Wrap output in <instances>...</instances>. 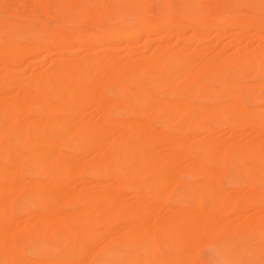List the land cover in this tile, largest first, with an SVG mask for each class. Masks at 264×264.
<instances>
[{
    "label": "rangeland",
    "instance_id": "1",
    "mask_svg": "<svg viewBox=\"0 0 264 264\" xmlns=\"http://www.w3.org/2000/svg\"><path fill=\"white\" fill-rule=\"evenodd\" d=\"M198 1L200 3V6H201V8H200L201 12L198 11L196 13V22L193 24L191 22L189 23V21L187 20L190 18V14L192 12L191 4L188 0H93V6L95 7L96 10L93 7L92 8L93 11L90 10L86 13V16L84 18L85 20L80 25L82 34L79 37L69 35L68 38H66V40L54 42L53 41L54 34H56L58 32L59 26H64V28H65L64 30L66 31V30H70L77 23V19H78L77 18L78 17L77 9L79 7H81V5H80L81 0H66L65 4H57L58 0H54L55 6L53 4H48L47 0H0V42L1 43H4L2 41H8V40L16 39V38L22 39L23 37H25L29 33V31L32 28L37 27V26H42L45 24L47 25V27L43 28L36 35V39L39 41L40 45L43 46V49L41 51H40V49L36 50L35 48L34 49L31 48L30 52L26 53V55H24L23 58H21L19 61L15 62V63L5 64L2 60V58H0V81H2L8 75L9 76L11 75V77H10L11 80L8 81V83L10 82V84H9V86L7 85L8 88L6 87L4 92L3 91L0 92V94H2V98H3V99L1 98L2 106L8 105V103L10 104V102L18 94H22V93H26V92L32 93L29 91H32V89L35 90V88L38 85H40V83L42 84V81L48 76L47 74L50 73V71L47 70L48 69L47 67H48V64L51 63V61H50L51 59H52V61H53V58L59 59V60H64V59L69 57L70 59H69L68 63H70V65L69 64L68 65L71 67V70H70L71 73L69 72V74H66L67 77L62 76L63 77L62 80L65 79L63 81L59 78V77H61V75L57 77L60 80L61 84H64L65 81L66 82L69 81V83L73 84L72 85L73 88L76 87L74 85L84 87V86H87L88 84H89V86L93 83L99 84V85L96 84L97 87L96 86L93 87L91 85V88L93 87L92 89H94L93 91L95 92V94H99V96H100V98L98 97L99 102L96 101V103H95L94 101H92L90 99L91 101L87 100V101H89V104H87L88 103L87 101L85 102L86 105L85 104L81 105V104L75 103V102L72 104V106L77 108L79 111L78 112L79 115L77 116L78 122H79V120H81V122H83V120H86L87 118H90V117L92 120H94L95 117L97 119H101V120H97L95 118L97 120V122H100V123H102L103 119H105V118L107 119L110 117L109 119L112 120L117 116L120 117L122 120H126L129 118L128 116H131V114H137V110L138 111L141 110L142 112L145 113L146 124H147L148 129L150 130L151 134H154V135H152V142H151L152 146H150L149 151L152 152L154 154V156L158 157V161L149 164V165L153 166L152 168H151V166L148 165L149 168L147 167V171L148 170H150V171H148L147 173H145L142 176H139L136 179L137 182H139V181L141 182V185H142V183L143 184L145 183L144 184L145 186L143 187L144 191H142V193H141V191H139V189L134 190V189L127 187L128 185H126V186L120 185L117 188H114V192L116 191L115 193H117V194H119V193L121 195L123 194L122 197H124V198H122L121 201H124L123 202L124 205H121V210H117V211H119V212L116 211L117 214H116V212H114V213L112 212V214H115L113 216H112V214H110L111 213L110 211H112V210H109V209H111L109 207L106 208V210L109 212H107L105 209H104V211H106V212H104L103 210L98 208V210L99 209L101 210V211L99 210L101 213L103 212V214H101V215L99 214L100 212L98 210L94 211L97 209V207L101 203H103L104 200L103 199L101 200L100 196L95 198V200H94V198H90V197H92V195H91L92 191L94 192L96 190L94 193H96V192L100 193V191H101V194H103V193H109L112 190V184H111L112 179H111V177H107V176L102 177L103 174H100V177L98 178V180L93 181L94 183L91 182L92 181L91 180V172L96 170V162L98 163V162L104 161L106 158L109 157L108 155H106V153L110 154V152L112 151V149L114 147V142L116 141V139H118L117 137H119L120 131L115 128L116 124H114L113 122H112L113 125L109 123L108 124L109 126L106 125L105 126L106 129H103L105 131V133L102 134L104 132L103 130H102L103 132L101 131L102 133H100L101 137L103 136L102 141L99 139V141H101V143L98 142V144L96 143L97 145L95 143H93V145H91L90 149L88 148L89 150L87 149L86 152L84 151L85 154L83 152L79 153V155L80 154L81 155L80 156L78 155V156L80 159H82L79 161H81L80 163L83 165V167H82V165L80 164L81 168H79V171H80L78 173L79 175L77 174L76 175L77 177L72 176L73 178H71L69 181L67 180L65 182L66 184H64L65 186L63 185L65 187L64 190L66 191L64 193H66V194L71 193V191L74 192L75 189H81V188L83 189L84 184L87 185V188H85V190L81 189L82 191L81 190L75 191L76 192V194H74V197L76 196L74 199L75 205L74 204L71 205L67 198H66L67 201H65L63 199L65 204L63 203V200H61V202H59V200H58V202H57V197L54 195V197L56 198L55 199L56 202L54 201V197H53L52 198L53 200L52 199H50V200L49 199L48 200L43 199L42 202L40 203V206H38L39 204H36V202H34V205H36V206H33V205L28 206L26 203V200H25V195L29 191H31L33 188H35L36 186H38L40 184H42L44 186H48L49 185L48 183H51V182L52 183H58L60 181V179L63 178L62 177L63 174H61L59 172H57V173L52 172L50 174V176L45 174L41 170H40L41 172L37 171V173L31 174V175L27 173V171H28L27 168H29L27 166H29L28 164H31V162H32L31 158H33V155H34V154L32 155V153H34L36 151V147H30L29 146V139L32 136V135H30V133L32 134V130L35 129L34 127H36V129L34 130L35 132L41 130V127H38L39 125H37V126L35 125L36 124L35 122L38 121L36 116L39 117L38 116L39 114H36V116H34L36 119L35 118L32 119L33 121H29V125H27V127H28L27 129L29 130V133H28L29 137L27 136L28 138L25 139V141L26 140L27 141L26 142L23 141V143L25 142L24 144L22 143L23 145H26L25 158L22 161V165H20V166L18 165L19 167L16 168L17 171L13 172V175L15 176V177L13 176V178H15V179H17V177L20 178V180H18V179L17 180L23 186L22 185H17V186L13 185V187H15V188L10 186L9 189H7L9 191L7 193V196H8V194L9 195L11 194L10 195L11 198H10V196H8L10 201L8 200V202H5V204H4V208L10 206L11 209L13 210V211L11 210L12 213H11V211L8 213V217L6 216L7 217L6 221H8V222L10 221L9 224L11 223V225L13 227H12V229H9V230H12V232L8 230L9 233H7L8 231H5V230H7V229H5L4 231L6 233L4 231H3L4 232L3 234H2V232L0 233V237L2 238V239L0 238L1 239L0 248H6L9 246V247H12L14 250L15 249L18 250V253L21 252L20 253L21 255L16 254L13 258H15L16 260L22 261L23 258H21V257L27 258V256H28L29 259H32V258L34 259L36 257V260H37V258H38V260L40 259L39 261L48 258L50 260L55 259L54 261H57V262L58 261L64 262L63 260H68V258L71 255L75 256L77 253H79L82 249L81 247H83V248L86 247V248H84L85 249L84 255L88 251L87 248H89L91 251L89 250L90 252H87L88 258L86 257L87 254H86V256H84L82 254L83 255L82 257H84V259L86 257V259H87V260H85L86 263H82V264H95L101 260V258L103 257L104 251H106V250L123 251L125 246L127 245V242H125L124 238L128 237L127 239L129 241L128 240L127 241L130 243V244L128 243L129 244L128 246L132 247V249H135V246L137 244H136L134 238L138 235H142L143 233L150 235V237L154 240L156 247H154L155 249L153 251H155L161 255H164V256L172 255V253H176L179 250V247L184 245L183 242H185L187 236L183 237V239H182L183 242H180L181 239L179 240L180 245H178V243H177V245H172V244L169 246L163 245V244H166L167 242H169L168 241V238H169L168 235L174 234V231L173 230L164 231L160 227L161 223H159V220L161 221V218H162V219H165L167 222H170L171 224L173 223L175 225L176 229L177 228L180 229V226H181L182 229H180L179 231L186 229V227H187V231H188L189 228H188V224H187L186 220L179 219V220L175 221V219H173L172 216L174 218H176V216H174V215H176L175 211H177V208L180 206L178 203L181 204L187 200V196H186V194L188 192L187 183H189V181L194 182V184H195L194 186L196 187V195L198 194L197 195L198 198L195 196L198 199V201H196V203H197L196 205L203 207V210H204L203 211V214H204L203 219L204 220L207 219L211 214L218 213L219 216L222 218V220H224L225 218H228V219H225V221H229V219L231 218L232 221L235 219L237 221L238 219L240 220V216H238V214H239V215H241V220H242L241 222L243 224L238 222L239 221L238 220L237 221L238 223L235 221V224H233L231 226L232 228L229 227L227 229L226 228H223V229L220 228L218 230L216 229L215 230L216 233L213 232L214 231L213 227L205 224V226H207V228H209V229L204 227L205 229L203 228L201 230V232L198 235L199 237L197 236L196 239L194 238L196 240V242L192 243V245L194 244V246H196V247L193 246L194 248L192 249L191 252L195 251L194 255L196 257L192 253L191 260L186 261L188 263H186L185 261H182V262H178V264H199V263L200 264H217L219 262V260L221 259V252H229L232 250L235 251L240 246L244 245V240L242 238L246 239V237L249 235L250 227L252 225L250 221L253 222L252 219H256L255 221L258 220L261 224H264V219H262V217H264V201H262V198H264V197H260V196H264V191H260V193H259V191H257L252 195V197H250V199L247 198V200L245 201V204H244L245 210L241 207L242 202H243V197L245 195L246 196L248 195L246 193H248L249 191L253 192V190H255L257 187L264 186V180L261 179L258 182L257 180H259V179L256 176L248 177L246 175V173H249V172L252 173L253 171L261 169L262 167H264V164H262L260 161L255 159L257 154H258V148H256V147H258V145L264 143V84H262V83H264V67H262V64H264V54H262L261 51H260V54H258L259 49H264V37H260L257 40L255 38V34H260V35L264 36V26H262V25H264V3H262V1H264V0H198ZM19 8L24 10V12L19 11L20 10ZM16 9H18V10H16ZM135 10L140 11V13H143V15L137 17ZM17 11H19L20 13H23V14L24 13L28 14V16L26 15V17L29 20H26L24 18L25 21L22 22L23 17H21V16H20V18H22V19L19 20L20 19L19 16L17 17L15 15V13H18ZM8 12H12V13H8ZM13 12H14V17L12 15ZM113 12H116V13L119 12L118 13L119 15L122 14L121 17L125 18L126 21H128V24L131 23L132 21H134V22L136 21V29H137V27H139V28L141 27L140 28L141 31H139L138 35L133 39H130V40L124 39V40H118V41L114 42L113 44L115 46H117L118 50L116 49V50H113V52H112L111 50H107V49L103 48L104 47L103 45H107V44H109V42H107V41L104 42L103 40H100V34L99 33H101V30H103V28L104 29H106L107 27L111 28L110 27L111 21L107 22L104 20V18L106 16V14L112 15ZM144 12H146L145 15H144ZM9 14H11L12 16L10 15L11 16L10 17ZM68 14H70V18H67ZM210 14L214 15L213 16L214 18L210 17L209 16ZM215 14H217L218 16L219 15H221V16L227 15L230 17L231 22L229 21V24L228 25L226 24L227 26H225L224 30L227 32L224 31L226 33V34L224 33V35H226V36L223 35L224 37H222V35L221 36L218 35V37H217L216 33L213 34V32H214L213 28H214V25H216L217 19H218L217 17H215L216 16ZM29 15H31L32 18ZM115 16H116L115 14L112 15L113 18ZM17 18H19V19H17ZM33 18L34 19L36 18L35 21L33 20ZM206 20H208L209 22ZM47 21H49V22H47ZM204 21H206V22H204ZM12 23H19L20 28L18 30H11L10 26ZM236 23H238L240 25L238 26V24H236ZM93 24H96L98 26V40H100V42L102 41L104 43L101 42L99 44V41H98V44L96 46V48H98V50L88 54V53H86L85 48L87 46L88 33H89L90 29L92 28ZM160 25H162V26H160ZM146 27L147 28L150 27V31L147 34L145 31L143 32V28H146ZM162 32H166V33H170V34L172 33V36H170L167 39V37H162ZM233 32H234V34H233ZM244 33H246V35ZM247 33H248V35H247ZM178 34L181 35L183 38H187L188 40L187 39L184 40V41L187 40V42L183 43L184 46L181 45L183 47H180L179 49L177 47L176 50L175 49L171 50V52L174 55H176V58L181 60L180 63H182L181 65L179 64V66L177 65L178 63L174 64V66H173V64L172 65L168 64L169 63V62H167L168 59H166L167 57H165L166 55L164 54L165 51H163L165 49L162 46H165V44L168 45V43L170 44L174 40L175 37L179 36ZM191 35L195 36V37L192 38ZM184 36H186V37H184ZM157 38H159V39H157ZM235 38L236 39L239 38L240 41L236 40ZM232 39L234 41L230 42V40H232ZM161 40H163V41H161ZM61 42H63V43H61ZM65 42H67V43H65ZM68 43H70V44H68ZM23 46L27 48L26 44H23ZM130 48H131V50H130ZM126 49H129V51ZM199 54H201V56ZM239 54L251 55L253 60H254L252 66L245 67V68L240 67L239 61L236 58ZM197 55L200 57H198ZM209 56L211 58H209ZM88 59L89 60L91 59V61H93L94 64L96 63L91 71L90 70L88 71L86 69V66H85V63ZM164 59L167 61H165ZM102 60L104 63L102 62ZM204 60H205V62H204ZM207 60H209V61H207ZM79 61H80V64H79ZM198 61H200L199 64H198ZM194 62H195V64H194ZM201 62H204V63L201 64ZM157 63H158V65H157ZM133 65L135 67H133ZM186 66L189 67L188 68L189 72L187 71L189 74L186 72L185 73L188 74L189 76H187L185 73H183L184 74V77H183V75L180 74V72L178 74V71H179L178 67L181 69V68H184ZM233 66H234V70H230V69H233ZM236 66H237V68H236ZM176 67H177V69H176ZM176 70H178L177 73H176ZM46 71H48L49 73H47ZM84 71L86 73L88 72V74L92 75L91 77H93V78L90 77V80L95 79L94 80L95 82L94 81L89 82V79H87L86 76H85L86 78L83 77L82 80H81V78H76V76H79L78 74H81ZM89 72H91V73H89ZM114 73H115V75H114ZM112 75H113V77H112ZM137 75H139V76H137ZM181 76L183 78H181ZM213 76H215V77H213ZM79 77H81V76H79ZM84 78L87 80H85ZM155 78L159 81L153 86L150 85L151 80H153ZM69 79L72 82H70ZM111 79H113V80H111ZM182 79H183V81H182ZM21 81L22 82L24 81V82L20 83ZM192 81H194V82H192ZM227 82L230 84L236 85L240 88L251 86L250 88L252 89L253 93L254 94L256 93L257 95H259L262 98V100L260 99L259 102H255V103L251 104L250 105L251 110L248 109L249 111L248 110L239 111L237 113L236 117L229 118L228 121L226 122V127L234 128L235 132L234 133L231 132V134H230V132H228L229 134L226 133L224 142L223 141L220 142V140H219L221 138L220 135L222 134V132L224 133L225 130L222 131L223 128L220 126L221 121L218 118V114H220V112L222 110H224L225 105L231 101H229L227 99L226 100L225 99H216V100L212 101L208 97V95H207L208 92L206 90H210V89L211 90H218L219 87L220 88L225 87ZM69 83H68V85H71ZM193 83H196L195 84L196 86H194ZM191 84H192V86H191ZM100 85L102 86L101 87L102 90L100 88ZM149 85L152 87H150ZM176 85H177V87H176ZM104 88L105 89L107 88V89L105 90ZM134 93H136V94L139 93L138 94L139 97L136 96V98L132 100L131 97L133 96ZM145 93L148 96L150 95V97H148L151 100L150 103L151 102L156 103V102H159V100L165 101V103H167L166 109L163 111V116H165L164 117L165 119L162 117L163 119L161 121H159L158 119L156 120V114L157 113L153 112V114H152V112L149 109L150 106L148 105L147 102H145L143 100V96L146 95ZM51 94L52 93L50 91H47V92L42 94V98L44 97L45 100H50ZM95 96H97V95H95ZM140 96L142 98L141 100L144 102H141ZM114 97L115 98L119 97L118 100L120 99L119 100L120 101V105H119L120 107L113 110L115 106L113 104L111 105V103L109 102L110 106L103 107L104 109L102 110L101 109V105H103L102 102L103 103H104V101L108 102L107 100L111 101V99L113 100ZM4 99H6L7 101H5ZM103 99H104V101H103ZM149 99H148V101H149ZM3 100H4V102H3ZM134 100H136V101L138 100V101L135 102ZM243 100H245V96L243 94L236 95L235 101L232 102V109L235 108L237 102L243 101ZM62 102L65 103L66 100H63ZM51 103H54V102L52 101ZM122 104H123V106H122ZM137 107H138V109H137ZM141 107H142V109H141ZM94 108L96 109L95 112H94V110H95ZM99 108L101 109V112H99V110H100ZM107 108H108V110H107ZM97 109H98V111H97ZM118 109H120V110L118 111ZM28 110H26L24 114L27 117L29 116L28 118H29V120H31V116L33 118V115H35V113L33 111H31L30 109H28ZM81 110L83 113L80 112ZM104 110H106V112ZM116 110H117V112H116ZM201 111H203L204 114L201 115V113H203ZM97 112H99V113H97ZM95 113H97V115ZM146 113H148V114H146ZM199 113H200V115H199ZM99 114L102 115V117H99ZM67 115H68L67 113H64V115L62 114L61 119H64V118L66 119ZM69 117H67V118H69ZM96 120H94V121H96ZM33 123H34V126H33ZM126 125H127V123H126ZM131 126H132V124H131ZM174 126L177 128L176 131L175 130L171 131L172 127H174ZM123 127H124V129L127 127L125 130L129 129L128 125L126 127L122 126V128ZM201 127H202V130H201ZM183 128H185V129L183 130ZM205 128L211 129L209 131H210V133L212 132L213 134H210L212 136V139H210V141L208 142L207 147H203L202 149L203 150L205 149L208 151V148L210 147L209 149L212 150L215 154H217V152L221 151V150H222V152L224 151V153L225 152L227 153V154L225 153L227 156H225L223 158L222 157L215 158L212 161L206 160L207 162L205 161V156H204L207 151L204 150V152H203V150H202L201 154L203 156L200 155V156H202V159L204 157L201 166L206 165V167H203V168L204 169L206 168V170H211L213 172L212 175L208 178V182H209V180H210V182L214 181L213 183H210V182L209 183L211 185L213 184L212 186H214V187L217 186L218 188L222 189V190L217 189L219 191L218 196L222 192L221 196L225 195V197H226L224 199V196H223L221 199L222 202L220 200L219 201L220 203L216 204L217 206L215 205V203L212 205L214 199L210 200V199L214 198V196H213L214 194L212 195V197H211V194L210 195H209V193L206 194V192H203V188H202L203 184L200 185L201 181L199 182V180H200L199 178L205 179V172L203 171L202 168H200L201 166L200 165L197 166V169H196V167H195L196 165L195 166L193 164L186 165L187 161H184L185 159H183V158H182V160L181 159L176 160V158L179 156V154H178L179 153V147L176 144L178 142V140L183 135H185V137H186L188 134V139L190 138V140H188V142H190V141L192 142L194 138L196 139V135H197V138L199 137L198 135L201 132L202 133L200 134L199 138H206V136H207L206 131L207 130H205ZM257 128H259L260 131ZM65 131L66 130H62V132L59 131V133L57 132L58 135L61 133L62 135L60 134V136L63 138L62 140L60 138V141L58 140L59 142H57V140H56V142L54 143L55 152H57L58 154L66 153V151L68 152L70 150L69 148L72 149V146H74L73 143L63 141L69 135L68 130L66 131L68 133H66ZM195 131L198 133L196 134ZM203 131H205L206 133ZM64 132H65V134H63ZM129 133H130V135H129ZM129 133H127V135H124V138H122L123 135H121L122 143L123 142L126 143L128 140L130 141L131 138H134V137L135 138H138V137L141 138L140 134H138L136 132H134V133H136L137 135L134 134L133 131L129 132ZM66 134H68V135L66 136ZM132 134H134V136ZM63 136H65V137H63ZM226 139H227V141H226ZM164 140L167 141V145L169 144L168 147H167V145H166V147H161V143L164 142ZM244 143H247L249 147L251 146L252 150L250 151L251 153L247 156L246 161H244V163L240 164V166L243 167L242 171L244 173V175L242 177V181L226 183L225 182L226 174L231 170V164L233 163V158H232L233 154L232 153L237 152L236 150H238V145H240V144L242 145ZM189 144H191V143H189ZM229 144L230 145L232 144V145L230 146ZM94 145H95V147H94ZM96 147L97 148L99 147L98 148L99 154L97 153ZM28 153L30 154V156ZM228 153H230V155L232 154V157ZM175 154H178V155L176 156ZM31 155H32V157H31ZM175 156H176V158H175ZM27 157H30V158H27ZM85 160H87V161H85ZM89 160H91V161H89ZM167 160H170L173 167H174V170H175L174 178L176 177V180L174 182L175 184H173V186L170 188L171 190L167 191L166 190L167 188H164L165 191H163L162 189H160V190H162L161 191L162 194H161L160 190L157 189L156 186L154 185V181H155V179H157L156 176L161 175L159 173V170L165 164V162H167ZM93 161H96V162L94 163ZM1 162H2V160L0 159V163ZM25 162H26V164L23 165V163H25ZM83 162L85 164H83ZM173 163H175V164H173ZM88 165H90V166H88ZM22 166L25 169H23ZM140 166H142V165H140ZM207 168H209V169H207ZM188 172H191V174ZM59 174H61V175H59ZM151 177H153V179ZM178 178H180V180ZM181 179L185 180L187 183L185 181L181 182ZM176 181H178V183H176ZM0 182H1V177H0ZM88 182H90L89 184H92L90 186L93 188H91L90 186L88 187V185H89V184H87ZM150 182H152V183H150ZM184 182L186 183V185ZM66 185H67V187H66ZM124 186L127 188H125ZM243 186H246V187L242 188ZM68 187H69V189H68ZM240 188H241V192L243 191L242 192L243 193L242 198L238 197V198L231 200L230 194L235 192V191H231V190H233V189L234 190H236V189L240 190ZM86 189H88V190H86ZM147 189L150 190L151 192L146 193L145 191L148 192ZM68 190H70V191H68ZM152 190H153V192H152ZM175 190L177 192H175ZM186 190H187V192H186ZM225 190H226V192H231V193L228 194L225 192ZM78 191H79V193H78ZM135 191H137V193ZM223 192H224V194H223ZM117 194L115 196H117ZM120 194L118 196H120ZM154 194H155V196H154ZM249 195L251 196V193ZM17 196H18V198H17ZM216 196H217V194H216ZM8 197H6V198H8ZM84 197H85V199H84ZM86 197H87V199L89 198V201L86 200ZM247 197H249V196H247ZM196 198L194 199L193 202H195ZM120 199H121V197H120ZM127 199H128V201H127ZM132 199L135 200L133 208L134 209L136 208L135 211L138 212V213H136V215L140 214V211L137 210L138 208H140V210L143 209L142 208L143 206H141L142 205L141 203H143L144 207H145V210L143 211L144 213L150 211L149 215L150 214L151 215L148 216V213H147V217L145 216V214L143 212H141L142 214L140 216H142V217H140V218H142L143 222H145L151 218V220H149L150 222H148L150 225H152L155 222V220H156L157 224H159L157 226V224H155L156 223L155 222L153 224V226H151L152 228L154 227L152 230V233H151V231H149L150 229L148 230V229L142 228V227H146V226L149 227L150 226L149 224H148L149 225L148 226L147 223L145 222L146 224L145 223L144 224L146 226H143L144 224H141L142 225L141 226L138 222L139 221L138 219H137V221H135L137 216L134 215L136 217V218L134 217V219H133V217L127 216V210L132 208V201H133ZM217 199L218 198H216V200ZM146 200L148 201L149 204L147 203ZM159 200H162L163 203H161L162 201H160L158 203ZM216 200H215V202H216ZM0 201L4 202V201H7V199L2 198V199H0ZM95 201H97V202H95ZM126 201L129 202L130 205ZM136 201H138V202H136ZM140 201H141V203L139 204ZM233 202H234V205L231 204ZM56 203H58L57 206L59 204L61 205L62 203L64 205L62 204L61 205L62 207L61 206L57 207L55 205ZM73 203H74V201H73ZM123 203L121 202V204H123ZM125 203H127V204H125ZM135 203H137V205ZM226 203H228V205ZM54 205L56 206L55 208H54ZM69 205H70V207H68ZM176 205H178V206H176ZM88 206L91 208L93 207L92 209H94V206H96V208L94 210H92ZM124 206H125V208H124ZM126 206H128V207H126ZM204 206H206V207L208 206V208L206 209V207H204ZM38 207L39 208L41 207V209H39ZM218 207H221V209H220L221 211L218 210ZM26 208H29L30 212L32 211V213H31L32 216H33V214L35 215L40 210H43V209L44 210H48V209L50 210L51 209V211L53 209H55L56 211L55 210H53V211H54L56 217L59 214V217L56 219L57 221L59 220V223L57 224V221H55L56 223L52 222L51 225H50V223H47L45 228H42V230L44 229L43 231L39 230L33 236H30L29 231H28L30 229H28V228L30 227V225L33 222V220L31 219L33 217H30L31 220L29 219V217L24 218L25 215L23 214L22 210H24ZM87 208H89L91 210V212L89 209L86 211ZM217 210H218V212H217ZM16 211H18V212H16ZM35 211H37V213H33ZM93 211H94V213H93ZM125 211H126V213H125ZM88 212H90V214H88ZM104 213H105V215H104ZM64 214H65V216H64ZM72 214H73V216H72ZM161 214H162V216H161ZM247 214H249L250 217ZM22 215H24V216H22ZM68 215H71L72 218ZM159 215H160V217H159ZM206 215H207V218H206ZM83 216L84 217L86 216V217L83 218L82 222L79 221L81 219V217H83ZM125 216H127V217H125ZM234 216H236V217L233 219ZM87 217H88V222L87 221L83 222L84 219H86ZM101 217H103V220L101 219ZM167 217L169 220H167ZM67 218H69V219H67ZM93 218H95L96 220ZM126 218L128 220H126ZM143 218L146 220L144 221ZM100 219L102 220L101 222H100ZM132 219L136 222L135 224L137 225V223H138L141 226V228L138 226L139 228L136 229L137 228V226H136L134 232L130 231L131 234H127V232L122 234L121 231L125 232V226L127 225V223L129 222L128 224H130V222H131V224H132V222H134ZM90 220H91V222H90ZM152 220H154V221H152ZM76 221H77V223H76ZM28 222H30L28 225L25 224ZM90 223H93V224H90ZM140 223H142L141 219H140ZM15 224L18 227H20V226L21 227L20 228L17 227L18 228V230H17ZM18 224H20V226ZM52 224H54L55 226ZM241 224H242V226H241ZM62 226H64V227H62ZM66 227H68V228H66ZM70 227H74L73 230L75 229V227L76 228L80 227V230L82 229V227L84 229L87 228V229H89V231H92V233L88 232V234L93 235V236L91 237L89 235L90 236L89 237L87 235V238H86L85 235L82 236L83 234H80V235L78 234V232H80V230L78 231L77 229H75L74 233L76 232L75 234H76L77 238L75 237V238L64 239L62 235L64 234L65 229H72ZM15 229L17 230L16 232H15ZM119 229H121L120 232H118ZM210 229H212V231ZM20 230H23L22 234H20L21 233V232H19ZM106 230H108V231H106ZM159 230L161 233L159 232ZM112 231H113V234H112ZM138 231H139V233H138ZM141 231L143 233H141ZM177 231H175V232H177ZM103 232L104 233L106 232V233L104 234ZM107 232L108 233L110 232L109 236L111 235V237H109L107 235L108 234ZM130 232H128V233H130ZM170 232H171V234H170ZM99 233H101V234L99 235ZM102 233L104 236L102 235ZM134 233L136 234V236H134L135 235ZM155 233H156V235L154 236ZM212 233L214 236L212 235ZM4 234H6V235H4ZM115 234H118L123 238L116 235L118 237V239L115 240L117 238V237L114 238ZM126 234H127V237H124V236H126ZM17 235H18V238H17ZM78 236L80 238H78ZM83 237H85V238H83ZM129 237H131V238H129ZM20 238H21V240H20ZM60 238H62L63 240L61 241ZM108 238H113V239H108ZM29 239H30V241H29ZM165 239H166V243H165ZM109 240H110V242H109ZM39 242H41V244H39ZM59 242H61V243H59ZM83 242L85 244H87V246H85V244H83L84 245L83 246L82 245ZM123 243H125V244H123ZM47 245H50V247H52L50 249V251H47L46 247H43V246H47ZM104 245H106V246H104ZM117 246H119V247H117ZM164 246H166V247L163 249ZM191 246H190V250H191ZM32 247L35 248V250H34L35 254L33 252H31L32 249H30V248H32ZM79 247L81 249H79ZM27 248H29V249L27 250ZM194 249H196V250H194ZM26 252L28 253V255ZM92 252H93V254H91ZM147 252H149V249ZM191 252H190V255H191ZM145 253L146 252H144V253L142 252V256ZM89 254H91L90 255L91 257L89 256ZM165 254H168V255H165ZM5 256H6L5 251H3V250L0 251V260L2 258H4ZM75 257H77L79 260L81 258V261H84L82 259L80 253ZM79 260H78V263L81 262ZM95 260H97V261H95ZM168 262L169 261H167L165 263H168ZM170 262L172 264L174 263L173 260ZM78 263H76V264H78ZM165 263H163V264H165ZM171 263H168V264H171ZM37 264H44V263L41 261V262H38ZM140 264H142V263H140ZM175 264H177V263L175 262Z\"/></svg>",
    "mask_w": 264,
    "mask_h": 264
},
{
    "label": "bare ground",
    "instance_id": "2",
    "mask_svg": "<svg viewBox=\"0 0 264 264\" xmlns=\"http://www.w3.org/2000/svg\"><path fill=\"white\" fill-rule=\"evenodd\" d=\"M189 2H190V4H191V9H192V12H191V14H190V18L189 19H187L188 21H189V23L191 22V23H195L196 22V13L199 11V12H201L200 11V8H201V6H200V3H199V1L198 0H188ZM202 2V1H201ZM47 3L48 4H53L54 6H55V3H54V0H47ZM66 3V0H58V3L57 4H65ZM237 3V2H236ZM262 3H264V1H262ZM25 4V3H24ZM81 7H79L78 9H77V11H78V19H77V23L70 29V30H64L65 28H64V26H59V30H58V32L56 33V34H54V38H53V41L54 42H57V41H63V40H66V38H68V36L69 35H71V36H75V37H79L81 34H82V32H81V28H80V25H81V23L85 20L84 18H85V16H86V13L88 12V11H90V10H92V8L94 7L93 6V0H81ZM203 5V4H202ZM189 6V5H188ZM15 7V6H14ZM31 7V6H30ZM16 8V7H15ZM23 8V7H22ZM20 9V8H19ZM94 9H95V7H94ZM163 9V8H162ZM190 9V10H191ZM16 10H18V9H16ZM96 10V9H95ZM19 11H23L24 12V10H22V9H20ZM19 11H17L18 13H15V15L18 17L19 16V18H20V16L21 17H23V20H22V22L23 21H25V19L26 20H29V19H27V17H26V15L28 16V14H26V13H20ZM27 11V10H26ZM93 11V10H92ZM207 12V11H206ZM218 12V11H217ZM8 13H12V12H8ZM119 13V12H118ZM118 13H116V12H113V14L112 15H116L114 18L112 17V15L111 14H106V16H105V18H104V20L105 21H111V28H106V29H104L103 28V30H101V33H99L100 34V40H103L104 42L105 41H107V42H109V44H107V45H103L102 47L104 48V49H107V50H111L112 52H113V50H118V48H117V46H115L113 43L114 42H116V41H118V40H124V39H128V40H130V39H133V38H135L137 35H138V32L139 31H141V27L139 28V27H137V29H136V21L134 22V21H132L131 23H129L128 24V21H126V19L125 18H122L121 17V15H119ZM135 13H136V16L137 17H139V16H142L143 15V13H140V11H138V10H135ZM31 14V13H30ZM146 14V12H144V15ZM150 14V13H149ZM212 14V13H211ZM209 15L210 17H212V18H214L213 16L214 15ZM6 15V14H5ZM11 14H9V16H10ZM13 17H14V12H13ZM11 15V16H12ZM95 15V14H94ZM135 15V14H134ZM148 15V14H147ZM216 16L215 17H217L218 19H217V23H216V25H214V28H213V30H214V32H213V34L214 33H216V35H217V37H218V35L219 36H221L222 35V37H224V36H226V35H224V33L225 32H227V31H225L224 29H225V26H227L228 24H229V21H230V17L229 16H227V15H217V14H215ZM8 16V15H7ZM10 16V17H11ZM25 16V17H24ZM29 16H31V15H29ZM124 17V16H123ZM136 17V18H137ZM19 18H17V19H19ZM25 18V19H24ZM31 18H32V16H31ZM67 18H70V14H68V16H67ZM135 18V19H136ZM22 18H20L19 20H21ZM36 19V18H35ZM35 19L33 18V20L35 21ZM140 19V18H139ZM103 20V19H102ZM137 20V19H136ZM232 20V19H231ZM37 21V20H36ZM40 21V20H39ZM138 21V20H137ZM206 21H208V20H206ZM206 21H204V22H206ZM44 22V21H43ZM47 22H49V21H47ZM209 22V21H208ZM231 22V21H230ZM243 23V22H242ZM106 24V23H105ZM227 24V25H226ZM236 24H238V23H236ZM244 24V23H243ZM152 25V24H151ZM157 25V24H156ZM155 25V26H156ZM240 24H238V26H239ZM149 26V25H148ZM154 26V27H155ZM160 26H162V25H160ZM262 26H264V25H262ZM45 27H47V25L45 24V25H42V26H37V27H34V28H32L30 31H29V33L25 36V37H23L22 39H19V38H16V39H12V40H8V41H2V42H4V43H1L0 44V58H2V60H3V62L5 63V64H8V63H15V62H17V61H19L21 58H23L24 57V55H26V53H28V52H30L31 50V48H35L36 50H39L40 49V51L43 49V46L42 45H40V43H39V41L36 39V35L43 29V28H45ZM88 27V26H87ZM143 27V26H142ZM152 27V26H151ZM20 28V26H19V23H12L11 24V26H10V29L11 30H18ZM158 28V27H157ZM152 30V29H151ZM146 32V34L147 33H149V31H150V27L149 28H143V32ZM225 31V32H224ZM142 32V33H143ZM167 32V31H166ZM166 32H162V37H167V39L170 37V36H172V33L170 34V33H166ZM230 32V31H229ZM175 34V33H174ZM195 34V33H194ZM212 34V35H213ZM226 34V33H225ZM233 34H234V32H233ZM245 35H246V33H244ZM179 35V34H178ZM196 35V34H195ZM224 35V36H223ZM247 35H248V33H247ZM19 36V35H18ZM192 36V35H191ZM197 36V35H196ZM184 37H186V36H184ZM193 37H195V36H192V38ZM201 37V36H200ZM260 37H264V36H262V35H260V34H255V38H256V40L258 39V38H260ZM254 38V39H255ZM157 39H159V38H157ZM185 39H187V38H183L181 35H179V36H177V37H175L174 38V40L169 44L168 43V45H166L165 44V46H162L165 50H163V51H165L164 52V54L166 55L165 57H167L166 59H168V61L167 60H165V61H167V62H169L168 64H173V66H174V64H176V63H178L177 65L179 66V64L181 65L182 63H180V59H177L176 58V55H174L172 52H171V50L173 49H175L176 50V48L178 47V49L180 48V47H183L184 45H183V43L184 42H187V40L186 41H184ZM236 39V38H235ZM100 40H98V26L96 25V24H93L92 25V28L90 29V31H89V33H88V39H87V46H86V53H92V52H94V51H96V50H98V48H96V46H97V44H98V41H99V44L102 42H100ZM219 40V39H218ZM236 40H239L240 41V39L238 38V39H236ZM161 41H163V40H161ZM165 41V40H164ZM216 41V40H215ZM232 41H234L233 39L232 40H230V42H232ZM104 42H102V43H104ZM60 43V42H59ZM61 43H63V42H61ZM65 43H67V42H65ZM76 43V42H75ZM78 43V42H77ZM23 44H26L27 45V48L26 47H24L23 46ZM68 44H70V43H68ZM163 45V44H162ZM181 45H183V46H181ZM129 48V47H128ZM103 49V50H104ZM168 49V50H167ZM126 50H128L129 51V49H126ZM130 50H131V48H130ZM170 50V51H169ZM56 51V50H55ZM105 51V50H104ZM202 51V50H201ZM260 51H261V53L262 54H264V49H259V52H258V54H260ZM127 52V51H126ZM212 53V52H211ZM213 54V53H212ZM261 54V55H262ZM200 56H201V54H199ZM4 56V57H3ZM196 56V55H195ZM198 56V55H197ZM200 56H198V57H200ZM212 56V55H211ZM209 58H211L210 56H209ZM237 60L239 61V64H240V67H250V66H252V64H253V58H252V56L251 55H249V54H239L237 57ZM69 57L68 58H66V59H64V60H59V59H55V58H53V61H52V59L50 60L51 61V63L50 64H48V71H50V73L48 72V71H46L47 73H49V74H47L48 76L42 81V84L40 83V85H38L36 88H35V90L34 89H32V91H29V92H32V93H22V94H18L11 102H10V104L8 103V105H3L2 106V101H1V98H2V94H0V159L2 160V162L0 163V177H1V182H0V199H2V198H5V199H7V201H4V202H2V201H0V233L2 232V234L5 232V231H8L9 229H12V225H11V223L9 224V222L8 221H6L7 220V217H8V213L12 210L11 209V207L10 206H8V207H6V208H4V204H5V202H8V200H9V197L8 196H10L9 194H8V196H7V193L9 192L7 189H9V187L11 186V187H13V185L14 186H17V185H22L18 180H20V178H18L17 177V179H15V178H13V172L14 171H17V167H19L20 165H22V161L24 160V158H25V155H26V152H25V148H26V145H23L26 141H25V139H27L29 136H28V133H29V130L27 129L28 127H27V125H29V121H33L32 119H34L35 117L34 116H36V114H39L38 116L39 117H37L36 116V118L38 119V121H36L35 123V125L37 126V125H39L38 127H41V130H39V131H34L35 129H36V127H34L35 129H33L32 130V134L30 133V135H32L31 136V138L29 139V146L30 147H36V151L34 152V153H32V155H33V158H31L32 159V162H31V164H28L29 166H27V167H29V168H27L28 169V171H27V173L28 174H35V173H37V171H39V172H44L45 174H47V175H49L50 176V174L52 173V172H59V173H61V174H63V178H59L60 179V181L58 182V183H48L49 185L48 186H44V185H42V184H40V185H38V186H36L35 188H33L31 191H29L26 195H25V200H26V203H27V205L28 206H30V205H33V206H36V205H34V202H36V204H39L38 206H40V203L42 202V200L43 199H52L53 197H54V195L57 197V202H58V200H59V202H61V200H65V201H67V199H68V201H69V203L72 205V204H74L75 205V197H74V194H76V192L75 191H77V190H81V189H75V191L73 192V191H71V193H69V194H66V193H64V192H66L64 189H65V185L64 184H66L65 182L68 180H70L71 178H73L72 176H76L80 171H79V168H81V161H79V160H82V159H80L79 158V156L81 155H79V153L80 152H83L84 153V151L86 152L87 151V149L89 148L90 149V147H91V145H93V143H97L98 144V142H100L101 143V141L103 140V136L101 137V134L100 133H102L104 130L103 129H106V125H108L109 123L110 124H112L113 125V123L114 124H116L115 125V128L116 129H118L119 131H120V133H119V137H117L118 139H116V141L114 142V147H113V149H112V151L110 152V154L108 153H106V155H108L109 157L108 158H106L104 161H101V162H96V161H93L94 163L96 162V170L95 171H92L91 172V182H93V181H95V180H98V178L100 177V174H103L102 175V177L103 176H107V177H111V179H112V182H111V184H112V190L109 192V193H103V194H101V191H100V193H94L93 191H92V197H90V198H94V200H95V198H97L98 196H100V199L102 200H104L103 201V203H101L98 207H97V209L96 210H94L95 208H96V206H94V209H92L91 207H89L90 209H92V210H94V211H97L98 210V208H100L101 210H103L104 211V209L106 210V208L107 207H109V208H111V209H109V210H112V211H110L111 213L110 214H112V212L114 213V212H116L117 210H121V205H124V201H121L122 200V198H124V197H122L123 196V194L121 195L120 193V196H118L119 194H117V193H115L114 192V188H117L118 186H120V185H128L127 187H129V188H131V189H134V190H138L139 189V191H141V193H142V191H144V189H143V187L145 186L143 183H142V185H141V182L139 181V182H137L136 181V179L139 177V176H142V175H144L145 173H147L148 171H150V170H148L147 171V167H148V165L149 164H151V163H153V162H156V161H158V157H156V156H154V154L152 153V152H150L149 150H150V146H152L151 145V142H152V135H154V134H151V132H150V130L148 129V127H147V124H146V116H145V113L144 112H142L141 110L140 111H138L137 110V114H131V116H128L129 118L128 119H126V120H122L120 117H115L114 119H112V120H110L109 118H105V119H103V122L102 123H100V122H97V120H101V119H97L96 117V119L94 118V120H96V121H94V120H92L91 119V117L90 118H87L86 120H83V122H81V120H79V122H78V120H77V116L79 115L78 114V109L77 108H75V107H73L72 106V104L75 102V103H79V104H81V105H83V104H85V102L87 101V100H92V101H94L95 103H96V101H98V97L100 98V96H99V94H95V92L93 91L94 89H92L93 87H97V85H99V84H97V83H93V84H91L93 87L91 88V85L89 86V84L87 85V86H84V87H80V86H77V85H74V86H76V87H74L73 88V84H71V83H69V81H65L64 82V84H61V82H60V80L57 78L58 76H60L61 75V77H59L61 80H62V78L63 77H67V75L66 74H69V72H70V70H71V67L69 66L70 65V63H68V61H69ZM200 59V58H199ZM198 59V60H199ZM214 60V59H213ZM212 60V61H213ZM82 61V60H81ZM207 61H209V60H207ZM215 61V60H214ZM232 61V60H231ZM237 61V62H238ZM85 62V61H84ZM102 62H103V60H102ZM114 62V61H113ZM161 62V61H160ZM164 62V61H163ZM199 62L200 61H198V64H199ZM204 62H205V60H204ZM204 62H201V64L202 63H204ZM104 63V62H103ZM159 63V62H158ZM158 63H157V65H158ZM236 63V62H235ZM69 64V65H68ZM79 64H80V61H79ZM96 64V63H95ZM95 64H94V62L93 61H91V59L89 60H87L86 61V63H85V66H86V69L89 71H91L92 70V68L95 66ZM160 64V63H159ZM194 64H195V62H194ZM212 64V63H211ZM148 65V64H147ZM165 65V64H164ZM210 65V64H209ZM214 65V64H213ZM28 66V65H27ZM146 66V65H145ZM162 66V65H161ZM176 66V65H175ZM133 67H135L134 65H133ZM158 67V66H157ZM181 67V66H180ZM262 67H264V64H262ZM175 68V67H174ZM188 68L189 67H184V68H179L178 67V69H179V71L178 70H176V73H177V71H178V74H179V72H180V74H182L183 75V77H184V74L183 73H188L189 71H188ZM236 68H237V66H236ZM176 69H177V67H176ZM230 69V68H229ZM164 70V69H163ZM230 70H234V66H233V69H230ZM116 71V70H115ZM188 71V72H187ZM163 72V71H162ZM71 73V72H70ZM85 73V74H84ZM89 73H91V72H89ZM185 73V74H186ZM230 73V72H229ZM83 74V75H82ZM134 74V73H133ZM189 74V73H188ZM188 74H186L187 76H189ZM79 76H81V77H79V76H76V78H81V80H82V78L83 77H87V79H89V82L91 81V82H93L94 80L92 79V80H90V77L92 76V75H90V74H88V72L86 73L85 71L83 72V73H81V74H78ZM114 75H115V73H114ZM118 75V74H117ZM136 75V74H135ZM177 75V74H176ZM185 75V76H186ZM63 76V77H62ZM69 76V75H68ZM137 76H139V75H137ZM10 77H11V75L9 76H7V77H5L2 81H0V92H4V90L6 89V87L8 88V86H9V84H10V82L8 83V81L9 80H11L10 79ZM85 77V78H86ZM112 77H113V75H112ZM144 77V76H143ZM182 76H181V78H183ZM213 77H215V76H213ZM84 78V79H85ZM91 78H93V77H91ZM186 78V77H185ZM83 79V80H84ZM87 79H85V80H87ZM144 79V78H143ZM41 80V79H40ZM63 80H65V79H63ZM62 80V81H63ZM68 80V79H67ZM70 80V79H69ZM80 80V81H81ZM111 80H113V79H111ZM97 81V80H96ZM159 80H157L156 78L155 79H153V80H151V83H150V85H155L157 82H158ZM182 81H183V79H182ZM216 81V80H215ZM24 82V81H23ZM22 81L20 82V83H23ZM70 82H72L71 80H70ZM88 82V81H87ZM95 82V81H94ZM98 82V81H97ZM112 82V81H111ZM192 82H194V81H192ZM191 82V83H192ZM19 83V82H18ZM19 83V84H20ZM66 83V84H65ZM68 83L69 84H71V85H68ZM99 83V82H98ZM26 84V83H25ZM97 84V85H96ZM196 83H193V85L194 86H196L195 85ZM262 84H264V83H262ZM8 85V86H7ZM149 85V86H150ZM89 86V87H88ZM152 86H150V87H152ZM191 86H192V84H191ZM102 86L100 85V88H101ZM176 87H177V85H176ZM179 87V86H178ZM251 87V86H250ZM249 86L248 87H244V88H240V87H238V86H236V85H233V84H230V83H228L227 82V84H226V86L225 87H222V88H220L219 87V89L218 90H206L208 93H207V95H208V97L210 98V100H216V99H227V100H229V101H231V102H228L226 105H225V107H224V110H222L221 112H220V114H218V118H219V120L221 121V123H220V126L223 128L222 129V131L223 130H225V132L223 133L222 132V134L220 135V142H224V140H225V134L227 133V134H229L228 132H230V134H231V132L232 133H234L235 132V129L234 128H232V127H226V122L228 121V119L229 118H232V117H236L237 116V113L239 112V111H245V110H248V109H250V105L251 104H253V103H255V102H259L260 101V99L262 100V98L259 96V95H257L256 93L254 94L253 93V91H252V89L250 88ZM254 88V87H253ZM105 89V88H104ZM107 89V88H106ZM105 89V90H106ZM101 90H102V88H101ZM47 91H50L52 94H51V96H50V100H45L44 99V97L42 98V94L43 93H45V92H47ZM47 94V93H46ZM139 94V93H138ZM138 94H136V93H134L133 94V96L131 97V99L133 100V99H135L136 98V96H138ZM146 94V93H145ZM238 94H243L244 96H245V100H243V101H239V102H237V104H236V106H235V108H233L232 109V102L233 101H235V96L236 95H238ZM95 95H97V96H95ZM105 97V96H104ZM139 97V96H138ZM148 97H150V95L148 96L147 94L146 95H144L143 96V100L145 101V102H147L148 103V105L150 106V111L152 112V114H153V112L155 113H157L156 114V120L158 119L159 121H161L165 116H163V111L166 109V106H167V103H165V101H161V100H159V102H156V103H150V99L148 98ZM108 98V97H107ZM119 98V97H118ZM118 98H115L114 97V99L112 100L111 99V101L110 100H107L108 102H106V101H104V99H103V101H104V103L102 102V104L103 105H101V109L103 110L104 108L103 107H108V106H110V103H111V105L113 104L115 107H114V109L113 110H115V109H117L118 107H120L119 105H120V99L118 100ZM3 99V98H2ZM106 99V98H105ZM116 99V100H115ZM142 98H141V96H140V100H141ZM148 99H149V101H148ZM5 101H7L6 99H4ZM4 100H3V102H4ZM63 100H66V102L64 103V102H62ZM90 100V101H91ZM100 100V99H99ZM139 100V99H138ZM137 100V101H138ZM147 100V101H146ZM54 102V103H51V102ZM135 102H137L136 100H134ZM144 101H142L141 100V102H144ZM88 103L87 104H89V101H87ZM99 102V101H98ZM110 102V103H109ZM109 103V104H108ZM94 104V103H93ZM131 104V103H130ZM138 104V103H137ZM86 105V104H85ZM107 105V106H106ZM129 105V104H128ZM132 105V104H131ZM122 106H123V104H122ZM139 107V106H138ZM138 107H137V109H138ZM75 108V109H74ZM28 109H30L31 111H33L34 113H35V115H33V118H32V116H31V120H29V116L27 117L24 113H25V111L26 110H28ZM77 109V110H76ZM95 109V108H94ZM100 109V108H99ZM101 109L99 110V112H101ZM141 109H142V107H141ZM80 110V109H79ZM83 110V109H82ZM82 110L80 111V112H82ZM107 110H108V108H107ZM120 109H118V111H119ZM251 110V109H250ZM29 111V110H28ZM96 111V109L94 110V112ZM97 111H98V109H97ZM105 112H106V110H104ZM249 111V110H248ZM37 112V113H36ZM99 112H97V113H99ZM103 112V111H102ZM116 112H117V110H116ZM148 112V111H147ZM201 112H203V111H201ZM64 113H67L68 115H67V117H69V118H67L66 117V119L64 118V119H61V116H62V114L64 115ZM83 113V112H82ZM97 113H95L96 115H97ZM104 113V112H103ZM71 114V115H70ZM81 114V113H80ZM92 114V113H91ZM146 114H148V113H146ZM202 114H204V112L203 113H201V115ZM199 115H200V113H199ZM93 116V115H92ZM148 116V115H147ZM98 117V116H97ZM99 117H102V115H100L99 114ZM127 117V116H126ZM163 117V118H162ZM35 118V119H36ZM213 118V117H212ZM85 119V118H84ZM165 119V118H164ZM215 119V118H214ZM164 121V120H163ZM191 121V120H190ZM215 121V120H214ZM113 122V123H112ZM31 123V122H30ZM126 123H127V125H128V127H129V129L128 130H125L127 127V125H126ZM135 123V124H134ZM149 123V122H148ZM131 124H132V126H131ZM214 125V124H213ZM33 126H34V123H33ZM109 126V125H108ZM122 126H125L126 128L124 129V127L122 128ZM32 127V126H31ZM37 127V128H38ZM118 127V128H117ZM199 127V126H198ZM197 127V128H198ZM39 129V128H38ZM176 127L174 126V127H172V130L171 131H176ZM185 128H183V130H184ZM204 129V128H203ZM258 130H259V128H257ZM261 129V128H260ZM61 131L62 132V130H68V132H66V133H68V134H66V136H67V138L65 139V140H63V141H67V142H70V143H73V145L74 146H72V149L71 148H69L70 150L67 152L66 151V153H63V154H58L57 152H55V149H54V147H55V145H54V143L56 142V140H57V142H59L60 141V138H61V140L63 139L61 136H60V134L58 135L57 134V132L59 133V131ZM103 130V131H102ZM200 130V129H199ZM198 130V131H199ZM201 130H202V127H201ZM205 130H207L206 132H207V136H206V138H199L200 137V134L202 133H199V137L197 138V135H196V139L194 140L193 139V141L191 142H188V140H190V138L188 139V134H187V136L185 137V135H183L179 140H178V142L176 143L177 144V146L179 147V158L177 157L176 158V156L178 155V154H175L176 156H175V158H176V160H179V159H181L182 160V158L183 159H185L184 161H187L186 163V165H188V164H193L195 167H196V169H197V166H201V164H202V161H203V159H204V157H203V159H202V154H201V152H202V148L203 147H207V145H208V142L210 141V139H212V136L210 135V134H213L212 132L210 133V131L209 130H211V129H206L205 128ZM257 130V131H258ZM102 131V132H101ZM118 131V132H119ZM133 131V133L134 132H136V133H138V134H140V137L141 138H139L138 136V138H131V140L127 143H122V139H121V135H123V137L122 138H124V135H127V133H129V132H132ZM260 131V130H259ZM65 132L63 133V134H65ZM196 132V131H195ZM203 132H205V131H203ZM205 132V133H206ZM105 133V131L102 133V134H104ZM136 133H134V134H136ZM198 132H196V134H197ZM221 133V132H220ZM14 134V135H13ZM134 134H132L133 136H134ZM172 134V133H171ZM170 134V135H171ZM62 135V134H61ZM129 135H130V133H129ZM137 135V134H136ZM28 136V137H27ZM105 136V135H104ZM211 136V137H210ZM63 137H65V136H63ZM154 137V136H153ZM99 139L101 140V141H99ZM202 139V140H201ZM59 140V141H58ZM23 141H25L24 143H23ZM226 141H227V139H226ZM229 141V140H228ZM23 143V144H22ZM189 143H191V144H189ZM226 143V142H225ZM96 144V145H97ZM233 144V143H232ZM231 144V145H232ZM166 145H167V141L166 140H164V142H162L161 143V147H166ZM230 145V144H229ZM230 145V146H231ZM258 145V144H257ZM66 146V145H65ZM169 146V144L167 145V147ZM176 146V147H177ZM229 146V147H230ZM94 147H95V145H94ZM93 147V148H94ZM177 147V148H178ZM234 147V146H233ZM255 147V146H254ZM99 148V147H98ZM98 148L96 147V150H97V153H98ZM210 148V147H209ZM208 148V151L207 150H205V151H207L206 153H205V161L206 160H213V159H215V158H220V157H225V156H227L225 153H224V151L222 152V150L221 151H218L217 152V154H215L212 150H210ZM228 148V147H227ZM256 148H258V154H257V156H256V160H258V161H260L262 164H264V143H262V144H260V145H258V147H256ZM88 149V150H89ZM92 149V148H91ZM207 149V148H206ZM230 149V148H229ZM95 150V149H94ZM204 150H203V152H204ZM252 149H251V146L249 147L248 146V144L247 143H244V144H240V145H238V150H236L237 152H234V153H232L233 154V157H232V154L230 155V153H228L232 158H233V163L231 164V170L226 174V177H225V182L226 183H230V182H240V181H242V177H243V175H244V173H243V171H242V168L243 167H241L240 166V164H242V163H244V161H246V158H247V156L251 153L250 151H251ZM254 150V149H253ZM255 151V150H254ZM108 152V151H107ZM220 152V153H219ZM29 154V153H28ZM85 154V153H84ZM99 154V153H98ZM32 155H31V157H32ZM79 155V156H78ZM83 155V154H82ZM103 155V154H102ZM127 155V156H126ZM200 155H202V156H200ZM29 156H30V154H29ZM27 158H30V157H27ZM105 158V157H104ZM98 159V158H97ZM94 160V159H93ZM85 161H87V160H85ZM84 161V162H85ZM89 161H91V160H89ZM83 162V164H85ZM207 162V161H206ZM87 163V162H86ZM24 164H26V162L25 163H23V165ZM81 164V165H80ZM93 164V163H92ZM173 164H175V163H173ZM19 165V166H18ZM140 165H142V166H140ZM88 166H90V165H88ZM149 166H151V165H149ZM82 167H83V165H82ZM153 166H151V168H152ZM203 167H206V165H204V166H201L200 168H202L203 169V171L205 172V179H202V178H199L200 180H199V182L201 181V183H200V185L201 184H203L202 185V188H203V192H206V194H208L209 193V195L211 194V197H212V195L214 196V198H212V199H210V200H213L214 199V201H213V203H212V205L215 203V205L217 204V203H220L219 201L222 199V197L224 196V199L226 198L225 197V195H223V196H221V194H222V192L220 193V195L218 196V193H219V191L218 190H222V189H220V188H218L217 186H212L210 183H213L212 181L210 182V180H209V182H208V178L212 175V171L211 170H206V168L204 169ZM22 168H23V166H22ZM149 168V167H148ZM150 168V169H151ZM159 168V167H158ZM199 168V169H200ZM23 169H25V168H23ZM207 169H209V168H207ZM41 170V171H40ZM90 170V169H89ZM26 171V170H25ZM201 171V170H200ZM199 171V172H200ZM86 172V171H85ZM90 172V171H89ZM159 173L161 174V175H159V176H156V178L157 179H155V181H154V185L156 186V188L157 189H162L163 191H165V189L164 188H167L166 190L167 191H169V190H171L170 188L173 186V184H175L174 182H175V180H176V177L174 178V175H175V170H174V167H173V165H172V163H171V161L170 160H167V162H165V164L160 168V170H159ZM188 173H190L191 174V172H188ZM61 174H59V175H61ZM68 174V175H67ZM79 175V174H78ZM157 175V174H156ZM246 175L248 176V177H251V176H256L259 180H257L258 182L262 179V180H264V167H262L261 169H258V170H255V171H253L252 173H246ZM15 177V176H14ZM70 177V178H69ZM77 177V176H76ZM152 179H153V177H151ZM204 178V177H203ZM15 179V180H14ZM179 180H180V178H178ZM202 179V180H201ZM17 180V181H16ZM22 180V179H21ZM75 180V179H74ZM144 180V179H143ZM72 181V180H71ZM89 181V180H88ZM136 181V182H135ZM152 181V180H151ZM183 181H185V180H182L181 179V182H183ZM194 181V180H193ZM87 182V181H86ZM180 182V181H179ZM186 182V181H185ZM184 182V183H185ZM18 183V184H17ZM90 182H88L87 184H89ZM94 183V182H93ZM147 183V182H146ZM150 183H152V182H150ZM176 183H178V181H176ZM187 183V182H186ZM186 183H185V185H186ZM24 184V183H23ZM216 184V183H215ZM214 184V185H215ZM244 184V183H243ZM64 185V186H63ZM68 185V184H67ZM67 185H66V187H67ZM90 185H92V184H89L88 185V187L90 186ZM151 185V184H150ZM195 184H194V182H191V181H189V183H187V189H188V192H187V190H186V192H187V194H186V196H187V200L185 201V202H183V203H178L180 206L177 208V211H175L176 212V215H174V216H176V218H174L173 216H172V218L173 219H175V221L176 220H179V219H184V220H186V222H187V224H188V231H187V227H186V229H183V230H181V231H179L180 229H182L181 228V226H180V229H176L175 228V225L172 223H170V222H167L165 219H162L161 218V221L159 220V223H161L160 225V227L164 230V231H166V230H173L174 231V234H172V235H168V241L169 242H167L166 243V239H165V243L166 244H163V245H166V246H169V245H177V243H178V245H180V243H179V240L181 239V241L180 242H183V237H185V236H187V238H186V240H185V242H183L184 243V245L183 246H181V247H179V250L176 252V253H172V255H169V256H164V255H161V254H159V253H157V252H155V251H153L155 248L154 247H156L155 246V242H154V240L150 237V235H148V234H145V233H143L142 231H141V233H143L142 235H138V236H136V234L134 235V236H136L135 238H134V240H135V242H136V246H135V249H132V247H129L128 245L130 244L128 241V237H127V234H131V232L130 231H135V228H136V226H137V228L136 229H138L139 227L141 228V224H144L145 222L147 223V225L149 224L148 222H150L149 220H151V218L150 219H148L147 221H145L146 219H144V221L145 222H143V220H142V218H140V217H142V216H140L142 213L141 212H143L144 210H145V207H144V204L143 203H141V201L139 202V204L141 203L142 205L141 206H143L142 208L143 209H141L140 210V208H138L137 210H139L140 211V214H138V215H136V213H138L137 211H135V209L133 208L134 207V201L135 200H133L132 201V208L131 209H128L127 210V216L128 217H133V219H134V217L135 216H137V218H136V220L135 221H137V219L139 220L138 222H139V224L141 225H139L138 223H137V225L135 224L136 222L134 221V222H132V224H131V222H130V224H128L127 223V225L125 226V232L123 231H121V229H119V231L118 232H120L121 231V233L122 234H124V233H126L127 232V234H126V236H124V237H127V238H124L125 239V242H127V245L125 246V248H124V250L123 251H119V250H106V251H104V254H103V257L101 258V260L99 261V262H97V263H95V264H140V263H142V264H163V263H165V262H167V261H169L168 263H171L170 261H172L173 260V264H175V262L178 264V262H182V261H190L191 260V256H192V253H193V255H194V252H191L192 251V249L194 248V247H196V246H194V244L192 245V243L193 242H196V237L199 235V233L201 232V230L205 227V228H207V226H205V224H207V225H210L211 227H213V232H215V230L217 229H220V228H232L231 226L233 225V224H235V221H236V219L235 220H233L232 221V219L230 220L229 219V221H225V219H228V218H225L224 220H222V218L219 216V214L218 213H214V214H211L208 218H207V215H206V218L207 219H203L204 217H203V207L202 206H199V205H196L197 203H196V201H198V197H197V195H196V187L194 186ZM23 186V185H22ZM21 186V187H22ZM111 186V185H110ZM124 186V187H125ZM247 186V185H246ZM246 186H243L242 188H245ZM73 187V186H72ZM91 187V186H90ZM127 187H125V188H127ZM142 187V188H141ZM248 187V186H247ZM13 188H15V187H13ZM85 188H87V185H85L84 184V186H83V189L85 190ZM91 188H93V187H91ZM147 188V187H146ZM151 188V187H150ZM235 188V187H234ZM238 188V187H237ZM67 189V188H66ZM68 189H69V187H68ZM82 189V190H83ZM149 189V188H148ZM147 189V190H148ZM218 189V190H217ZM252 189V188H251ZM81 190V191H82ZM86 190H88V189H86ZM146 190V189H145ZM156 190V189H155ZM162 190H160V193H161V191ZM243 190V189H242ZM16 191V190H15ZM68 191H70V190H68ZM67 191V192H68ZM109 191V190H108ZM107 191V192H108ZM119 191V190H118ZM122 191V190H121ZM133 191V190H132ZM218 191V192H217ZM231 191H235V192H233L232 194H230L231 192H226V190H225V192L226 193H228V194H230L231 195V200L232 199H235V198H238V197H240V198H242V195H243V191L241 192V188H240V190L238 189H236V190H231ZM249 191V190H248ZM257 191H259V193H260V191H264V186H260V187H257L255 190H253V192H251V191H249L248 193H246V194H248L247 196H249V197H247L245 194V196L243 197V202H242V208L244 209V204H245V201L247 200V198H249L250 199V197H252V195L255 193V192H257ZM85 192V191H84ZM120 192V191H119ZM124 192V191H123ZM136 193H137V191H135ZM146 193H150L151 191L150 190H148V192L147 191H145ZM152 192H153V190H152ZM174 192V191H173ZM175 192H177L176 190H175ZM201 192V191H200ZM11 193V192H10ZM78 193H79V191H78ZM87 193V192H86ZM133 193V192H132ZM169 193V192H168ZM251 193V196L249 195ZM258 193V194H259ZM262 193V192H261ZM117 194V196H115ZM144 194V193H143ZM162 194V193H161ZM216 194H217V196H216ZM223 194H224V192H223ZM13 195V194H12ZM134 195V194H133ZM136 195V194H135ZM146 195V194H145ZM52 196V197H51ZM96 196V197H95ZM125 196V195H124ZM147 196V195H146ZM154 196H155V194H154ZM197 198H196V197ZM6 197H8V198H6ZM50 197V198H49ZM89 197V196H88ZM119 197V198H118ZM120 197H121V199H120ZM130 197V196H129ZM162 197V196H161ZM233 197V198H232ZM254 197V196H253ZM260 197H264V196H260ZM10 198H11V196H10ZM17 198H18V196H17ZM67 198V199H66ZM126 198V197H125ZM196 198V200H195V202H193L194 201V199ZM216 198H218L217 200H216ZM256 198V197H255ZM56 198L54 197V201L56 202V200H55ZM80 199V198H79ZM84 199H85V197H84ZM83 199V200H84ZM129 199V198H128ZM128 199H127V201H128ZM159 199V198H158ZM53 200V199H52ZM64 200H63V203H64ZM86 200L87 201H89V198L87 199V197H86ZM93 200V199H92ZM99 200V199H98ZM97 200V201H98ZM149 200V199H148ZM209 200V201H210ZM215 200H216V202H215ZM10 201V200H9ZM73 201H74V203H73ZM97 201H95V202H97ZM126 201V202H127ZM130 201V200H129ZM147 201V200H146ZM145 201V202H146ZM160 201H162V200H159L158 201V203L160 202ZM218 201V202H217ZM250 201V200H249ZM262 201H264V198H262ZM17 202V201H16ZM121 202L123 203V204H121ZM131 202V201H130ZM136 202H138V201H136ZM144 202V201H143ZM150 202V201H149ZM221 202H222V200H221ZM224 202V201H223ZM256 202V201H255ZM261 202V201H260ZM62 203V204H63ZM79 203V202H78ZM129 205H130V203L129 202H127ZM127 203H125V204H127ZM147 203H148V201H147ZM161 203H163V201L161 202ZM195 203V204H194ZM203 203V202H202ZM57 204L58 203H56L55 205L57 206ZM61 204V205H62ZM65 204V203H64ZM63 204V205H64ZM136 205H137V203H135ZM138 204V205H139ZM149 204V203H148ZM225 204V203H224ZM227 205H228V203H226ZM231 204H233L234 205V202L233 203H231ZM230 204V205H231ZM54 205V208L56 207ZM60 204L58 205V206H61ZM67 205V204H66ZM91 205V204H90ZM102 205V206H101ZM211 205V206H212ZM57 206V207H58ZM92 206V205H91ZM101 206V207H100ZM149 206V205H148ZM176 206H178V205H176ZM217 206V205H216ZM42 207V206H41ZM41 207L39 208V209H41ZM62 207V206H61ZM68 207H70V205L68 206ZM123 207V206H122ZM126 207H128V206H126ZM130 207V206H129ZM138 207V206H137ZM204 207H206V206H204ZM53 208V207H52ZM89 208H87L86 209V211L89 209ZM124 208H125V206H124ZM147 208V207H146ZM208 208V206L206 207V209ZM212 208V207H211ZM223 208V207H222ZM241 208V209H242ZM15 209V208H14ZM43 209V208H42ZM89 209V210H90ZM99 209V210H100ZM151 209V208H150ZM205 209V210H206ZM213 209V208H212ZM221 209V207H218V210H220ZM236 209V208H235ZM234 209V210H235ZM238 209V208H237ZM49 210V209H48ZM48 210H40L38 213H37V211H35V212H33V213H37V214H33V216H32V211L30 212V210H29V208H26V209H24V210H22L23 211V214L25 215V217L24 218H28L29 217V219H30V217H33V218H31L32 220H33V222H32V224L30 225V227L28 228V229H30V230H28L29 231V234H30V236H33L36 232H38L39 230H42V228H45V226L47 225V223H50V225H51V223L52 222H55V221H57L56 219L59 217V214H58V216L56 217V215H55V213H54V211L53 210H55V209H53L52 211H51V209L48 211ZM98 210V211H99ZM100 210V211H101ZM218 210H217V212H218ZM245 210V209H244ZM13 211V210H12ZM12 211H11V213H12ZM56 211V210H55ZM94 211H93V213H94ZM99 211V212H100ZM107 211V210H106ZM106 211H104V212H106ZM207 211V210H206ZM221 211V210H220ZM250 211V210H249ZM16 212H18V211H16ZM90 212H91V210H90ZM90 212H88V214H90ZM107 212H109V211H107ZM117 212H119V211H117ZM117 212H116V214H117ZM150 212V211H149ZM149 212H146V213H144L145 214V216L147 217V213H148V216H150L149 215ZM235 212V211H234ZM125 213H126V211H125ZM205 213V212H204ZM221 213V212H220ZM57 214V213H56ZM71 214V213H70ZM100 215L101 214H103V212L101 213H99ZM107 214V213H106ZM109 214V213H108ZM143 214V215H144ZM175 214V213H174ZM207 214V213H206ZM209 214V213H208ZM252 214V213H251ZM24 215H22V216H24ZM78 215V214H77ZM85 215V214H84ZM99 215V216H100ZM104 215H105V213H104ZM113 215H115V214H112V216ZM122 215V214H121ZM135 215V216H134ZM249 217H250V215L249 214H247ZM246 215V216H247ZM254 215V214H253ZM252 215V216H253ZM7 216V217H6ZM61 216V215H60ZM64 216H65V214H64ZM68 216H70L71 217V215H68ZM72 216H73V214H72ZM98 216V217H99ZM127 216H125V217H127ZM158 216V215H157ZM161 216H162V214H161ZM164 216V215H163ZM238 216H240V220L238 219L239 217ZM238 222H240V223H242L241 221V215H239L238 214ZM63 217V216H62ZM86 217V216H85ZM84 216L83 217H81V219L79 220V221H81L82 222V220H83V218H85ZM94 217V216H93ZM104 217V216H103ZM103 217H101V219L103 220ZM141 219V221H142V223H140V219ZM144 217V216H143ZM159 217H160V215H159ZM236 216H234L233 217V219L235 218ZM245 217V216H244ZM66 218V217H65ZM64 218V219H65ZM72 218V217H71ZM97 218V217H96ZM105 218V217H104ZM107 218V217H106ZM110 218V217H109ZM120 218V217H119ZM261 218V217H260ZM30 219V220H31ZM67 219H69V218H67ZM91 219V218H90ZM93 219H95V218H93ZM100 219V222L102 221ZM154 219V218H153ZM243 219V218H242ZM262 219H264V217H262ZM62 220V219H61ZM78 220V219H77ZM96 220V219H95ZM99 220V219H98ZM126 220H128L127 218H126ZM157 220V221H158ZM167 220H169L168 219V217H167ZM248 220V219H247ZM253 220V222L252 221H250L251 222V227H250V231H249V235L246 237V239L245 238H242L243 240H244V245L243 246H240L237 250H232V251H229V252H221V259L219 260V262L217 263V264H264V224H261L258 220L257 221H255L256 219H252ZM88 222V217L86 218V219H84V221L83 222ZM107 221V220H106ZM125 221V220H124ZM152 221H154V220H152ZM236 221V222H237ZM8 222V223H7ZM68 222V221H67ZM90 222H91V220H90ZM155 222H156V220H155ZM154 222V223H155ZM237 222V223H238ZM247 222V221H246ZM23 223V222H22ZM30 222H28V223H25V224H29ZM56 223V222H55ZM54 223V224H55ZM59 223V220L57 221V224ZM76 223H77V221H76ZM145 223V224H146ZM153 223V224H154ZM54 224H52V225H54ZM90 224H93V223H90ZM134 224V225H133ZM143 225V226H146V225ZM153 224L152 225H148L149 227H142V228H144V229H150L149 231H151V233H152V230H153V228L151 227V226H153ZM155 224H157V222L155 223ZM243 224V223H242ZM242 224H241V226H242ZM14 225V224H13ZM16 225V224H15ZM19 226H20V224H18ZM159 224H157V226H158ZM238 225V224H237ZM240 225V224H239ZM26 226V225H25ZM55 226V225H54ZM78 226V225H77ZM139 226V227H138ZM244 226V225H243ZM11 227V228H10ZM18 226L16 225V229L18 230V228H20V227H18ZM62 227H64V226H62ZM122 227V226H121ZM177 227V226H176ZM246 227V226H245ZM66 228H68V227H66ZM70 228H72V229H65V232H64V234L62 235L63 236V238L64 239H68V238H77V236H76V232L74 233V230L75 229H77L78 231L80 230V227L78 228H76L75 227V229L73 230V228L74 227H70ZM184 228V227H183ZM204 228V229H205ZM5 229H7V230H5ZM15 229V232L17 231ZM23 229V228H22ZM107 229V228H106ZM123 229V228H122ZM143 229V230H144ZM176 229V230H175ZM207 229H209V228H207ZM5 230V231H4ZM44 230V229H43ZM42 230V231H43ZM71 230V231H70ZM109 230V229H108ZM108 230H106V231H108ZM124 230V229H123ZM142 230V229H141ZM147 230V231H148ZM178 230V231H177ZM211 231H212V229H210ZM209 230V231H210ZM4 231V232H3ZM9 231H11L12 232V230H9ZM9 231L7 232V233H9ZM22 231L23 230H20L19 232H21L20 234H22ZM104 231V230H103ZM163 231V232H164ZM168 231V232H169ZM175 231H177V232H175ZM41 232V231H40ZM88 232H90V233H92V231H89V229H84L83 227H82V229L80 230V232H78V234L80 235V234H83L82 236H86V238H87V235L89 236L90 234H88ZM102 232V231H101ZM128 232H130V233H128ZM159 232H160V230H159ZM167 232V233H168ZM206 232V231H205ZM6 233V232H5ZM104 233V232H103ZM103 233H102V235H103ZM106 233V232H105ZM104 233V234H105ZM108 233V232H107ZM110 233V232H109ZM109 233L107 234L108 236H109ZM138 233H139V231H138ZM149 233V232H148ZM161 233V232H160ZM187 233V234H186ZM189 233V234H188ZM216 233V232H215ZM214 233V234H215ZM11 234V233H10ZM98 234V233H97ZM101 233H99V235H100ZM112 234H113V231H112ZM169 234V233H168ZM170 234H171V232H170ZM176 234V235H175ZM4 235H6V234H4ZM101 235V236H102ZM106 235V236H107ZM116 235H118V234H115L114 236V238H116L117 236ZM156 235V233L154 234V236ZM212 235H213V233H212ZM91 237L93 236V235H90ZM89 236V237H90ZM104 236V235H103ZM118 236H120V235H118ZM130 236V235H129ZM132 236V235H131ZM133 236V237H134ZM152 236V235H151ZM166 236V235H165ZM172 236V237H171ZM214 236V235H213ZM3 237V236H2ZM100 237V236H99ZM109 237H111V235L109 236ZM121 237V236H120ZM157 237V236H156ZM164 237V236H163ZM162 237V238H163ZM199 237V236H198ZM1 238V237H0ZM17 238H18V235H17ZM56 238V237H55ZM78 238H80L79 236H78ZM83 238H85V237H83ZM94 238V237H93ZM107 238V237H106ZM121 238H123V237H121ZM129 238H131V237H129ZM165 238V237H164ZM171 238V239H170ZM195 238V239H194ZM2 239V238H1ZM1 239H0V241H1ZM108 239H113V238H108ZM118 239V237L115 239V240H117ZM185 239V238H184ZM20 240H21V238H20ZM56 240V239H55ZM60 240L62 241L63 239L62 238H60ZM86 240V239H85ZM128 240V241H127ZM189 240V241H188ZM195 240V241H194ZM198 240V239H197ZM17 241V240H16ZM29 241H30V239H29ZM113 241V240H112ZM81 242V241H80ZM79 242V243H80ZM109 242H110V240H109ZM108 242V243H109ZM20 243V242H19ZM59 243H61V242H59ZM78 243V244H79ZM107 243V242H106ZM129 243V244H128ZM39 244H41V242H39ZM83 244H85L84 242L82 243V245ZM123 244H125V243H123ZM182 244V243H181ZM197 244V243H196ZM29 245V244H28ZM33 245V244H32ZM162 245V246H163ZM192 245V246H191ZM209 245V244H208ZM24 246V245H23ZM76 246V245H75ZM84 246V245H83ZM85 246H87V244H85ZM104 246H106V245H104ZM123 246V245H122ZM166 246H164L163 247V249L166 247ZM190 246H191V250H190ZM194 246V247H193ZM210 246V245H209ZM42 247V246H41ZM43 247H46V249H47V251H50V249L52 248V247H50V245H47V246H43ZM117 247H119V246H117ZM159 247V246H158ZM157 247V248H158ZM24 248V247H23ZM83 250H82V249ZM79 247V249H81V251L79 252L80 254H81V257L84 255V251H85V249L84 248H86V247ZM102 248V247H101ZM162 248V247H161ZM5 251V253H6V256L4 257V258H2L1 260H0V264H37L38 262H43L44 264H76V263H78V258L77 257H75V256H77L79 253H77L75 256L74 255H71L69 258H68V260H63L64 262H57V261H54L53 259V261L52 260H50V259H48V258H46V259H44V260H41V261H39L38 260V258H37V260H36V257L33 259H29L28 258V256H27V258H24V257H21V258H23L22 259V261H19V260H16L15 258H13L16 254H20V253H18V250H14L12 247H6V248H0V251ZM29 248H27V250H28ZM30 249H32L31 250V252H35L34 250H35V248L34 247H32V248H30ZM88 249V251L87 252H90L91 250L89 249V248H87ZM148 249H149V252H147L148 251ZM70 250V249H69ZM90 250V251H89ZM194 250H196V249H194ZM21 251V250H20ZM83 251V252H82ZM29 252V251H28ZM82 252V253H81ZM87 252L85 253V255L84 256H86V254H87ZM142 252L144 253V252H146L143 256H142ZM190 252H191V255H190ZM27 253V252H26ZM63 253V252H62ZM30 254V253H29ZM35 254V253H34ZM83 254V255H82ZM91 254H93V252L91 253ZM91 254H89V256L91 255ZM21 255V254H20ZM27 255H28V253H27ZM165 255H168V254H165ZM24 256V255H23ZM195 256V255H194ZM193 256V257H194ZM26 257V256H25ZM87 258H88V254H87V256H86ZM86 257H85V259H84V257H82V259L84 260V261H81V258H80V260L79 261H81V262H79L78 264H82V263H86V261L85 260H87L86 259ZM91 257V256H90ZM196 257V256H195ZM20 258V257H19ZM21 260V259H20ZM95 261H97V260H95ZM46 262V263H45ZM168 263H165V264H168ZM186 263H188V262H186ZM196 263V262H195ZM172 264V263H171ZM200 264V263H199Z\"/></svg>",
    "mask_w": 264,
    "mask_h": 264
}]
</instances>
